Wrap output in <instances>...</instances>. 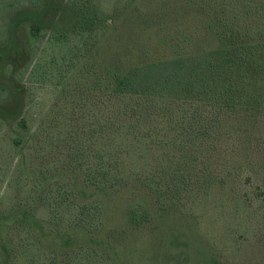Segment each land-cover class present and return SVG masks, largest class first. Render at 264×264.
<instances>
[{"label": "trees", "instance_id": "trees-1", "mask_svg": "<svg viewBox=\"0 0 264 264\" xmlns=\"http://www.w3.org/2000/svg\"><path fill=\"white\" fill-rule=\"evenodd\" d=\"M183 1L185 14L203 20L214 49L185 52L182 41L163 36L160 42L167 50L152 59L135 37L143 34L139 27L167 24L166 14L131 13L121 24L128 25L127 40L132 43L126 44L125 55L114 51L104 70L98 67V39L109 34L96 37L93 17L80 9L81 16L76 17L80 25L72 31L81 36V46L76 43L70 49L83 55L79 62L71 59L69 69L86 62L95 81L60 89L54 103L60 105V114L56 121L46 119L52 128L60 123L57 118L65 124L56 140L34 134V159L44 165L53 155L60 164L50 161L51 166H42L43 187L31 202L18 198L8 211L0 212V217L7 212L12 217L7 230L0 227V264H98L92 262L97 254L102 263L105 258L115 263L111 244L123 232L116 238L111 230L102 233L100 197L128 191L144 200L146 208L130 205L126 213V224L139 228L150 212L182 213L185 204L200 194L234 196L237 187L228 180L238 183L252 159L264 165V0ZM23 2L30 9L39 5V0H0L2 70L19 27L11 15ZM47 6L39 15L32 14L28 30L32 39L41 36L38 18ZM50 35L52 42L66 40V33ZM90 52L93 61L87 58ZM0 118L9 116L0 109ZM17 127L19 136L13 142L20 146L29 128L24 118ZM42 142L50 149L39 156L37 146ZM236 161L237 167L225 168ZM60 174L75 179L52 180ZM40 205L47 210L43 220L35 214Z\"/></svg>", "mask_w": 264, "mask_h": 264}, {"label": "rangeland", "instance_id": "rangeland-1", "mask_svg": "<svg viewBox=\"0 0 264 264\" xmlns=\"http://www.w3.org/2000/svg\"><path fill=\"white\" fill-rule=\"evenodd\" d=\"M47 4L48 10L38 18L41 36L32 39L28 31L32 14L39 15ZM183 4V0H39L37 9H30L24 2L14 8L16 12L11 16L19 22L15 44L3 70L0 63V109L9 116L7 120L0 118V212L8 211L18 198L22 202L32 200L43 187L40 170L45 165L51 166L50 161H55L56 166L60 164L52 155L41 165L33 154L34 134H41L43 140L49 137L56 140L58 132L65 127L61 118H57L60 123L54 128L46 121L47 118L56 121L55 116L60 114L57 111L60 105L54 106L60 89L64 85L72 87L81 82L86 86L95 81L96 76L90 75L84 60L77 69H69L71 59L79 62L83 55L70 49L76 43L81 46V36L72 31L80 25L76 21V17L81 16L78 15L80 9L87 10L91 19L93 17V24L98 26L96 37L105 32L109 34L107 39H98L101 47L98 67L104 70L114 51L125 55L128 50L124 48L131 42L127 40L130 30L121 23L131 13L166 14L167 24L139 27L143 34L138 32L135 37L137 44V40H141L138 46L152 59L161 57L167 50L160 42L163 36L174 37L171 42L182 41L185 52L204 47L214 49L212 36L202 28L203 20L198 16L194 19L189 12L185 14ZM176 8L181 11L176 13ZM51 33L55 36L66 33V40L52 42ZM88 55L93 61L92 52ZM83 69L86 76H82ZM94 72L98 74V69ZM62 105L66 111L69 109ZM21 118L27 121L29 135L20 146H15L13 141L20 132L17 121ZM42 144V147L37 146L39 156L46 155L50 149L48 143ZM251 161L247 175L238 178V183H234L233 178L228 180L231 187H237L233 197L228 193H215L211 197L200 194L185 204L182 213L150 212V219L139 228L126 224V213L130 205L146 208L144 200L128 191L100 197L104 206L102 233L111 230L116 238L117 233L123 232V236L111 244L115 251L110 252L116 262L104 257L105 264H264V165L261 160ZM231 165L237 167L239 161L226 163L225 168L230 170ZM74 179L72 175L60 174L52 180L73 182ZM35 214L43 220L47 210L40 205ZM0 218H4L3 223L0 222L1 231L7 230L6 224L12 217L7 212ZM101 257L94 255L92 262L104 264Z\"/></svg>", "mask_w": 264, "mask_h": 264}]
</instances>
